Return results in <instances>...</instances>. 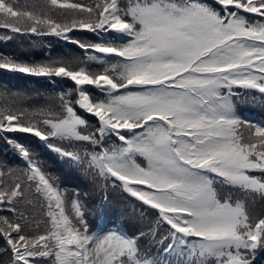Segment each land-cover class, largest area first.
Listing matches in <instances>:
<instances>
[{
    "label": "snow or ice",
    "instance_id": "1",
    "mask_svg": "<svg viewBox=\"0 0 264 264\" xmlns=\"http://www.w3.org/2000/svg\"><path fill=\"white\" fill-rule=\"evenodd\" d=\"M30 8L0 0V27L65 41L76 29L111 34L124 42L74 43L121 59L97 73L0 56V70L70 78L75 104L97 119L90 125L60 94L57 108L38 110L51 116L33 123L20 106L26 95L0 93L15 100L0 107V129L91 145L81 152L47 144L154 210L156 227L90 235L83 205L73 200L66 213L55 180L13 140L28 167L17 175L0 166V211L10 213L0 215V258L8 256L0 264H257L264 213L253 215L215 185L264 200V123L238 115L234 103L243 102L235 89L264 96V0H93L59 4L62 19ZM86 86L105 98L90 97ZM109 138L117 143L105 147ZM33 203L46 217L43 229L25 215Z\"/></svg>",
    "mask_w": 264,
    "mask_h": 264
},
{
    "label": "trees",
    "instance_id": "2",
    "mask_svg": "<svg viewBox=\"0 0 264 264\" xmlns=\"http://www.w3.org/2000/svg\"><path fill=\"white\" fill-rule=\"evenodd\" d=\"M22 4L27 3L38 12L43 10L48 15H54L62 19L59 4L63 3H84L91 4L93 0H59L57 6H51L50 0H20ZM125 3L126 0H121ZM211 2V0H209ZM31 8L29 10H31ZM86 19V17H84ZM70 39L65 41L62 37L51 34L15 33L11 29L0 27V56L14 58L17 62L25 64H46L50 61H60L70 68L78 69L87 67L90 71L98 72L110 68L112 64L121 58L107 57L104 54L90 50L85 52L77 46L74 41L82 42L86 45L96 43H123L113 35L104 36L101 32L76 29L69 33ZM10 37V39H8ZM89 55L103 56L106 64L98 61L88 60ZM60 66V64H57ZM75 83L68 77H37L30 74L0 70V93L11 94L21 93L27 96L28 101L20 105L28 110L26 120L35 123L51 116V113H41L38 110L57 108L59 105V95L66 94L67 98L73 102L77 113L90 125L97 126V119L86 111L80 109L75 101L78 93ZM87 91L94 99H104L103 94L94 86H86ZM241 94V100L234 101L238 115L245 117L249 122L264 123V96L257 90L235 89ZM15 100L11 95H0V107H12ZM247 134L246 129H239ZM23 145L30 153L42 170L51 176L56 186L60 189L65 201L66 213H70L71 201L78 200L83 205L85 219L89 225V234L107 232L110 229L120 228L129 234H138L140 231H147L148 228L156 227L154 221L156 212L150 207L143 205L137 198L132 197L120 187H114L111 179L105 180L95 177V169H91L87 174L84 167H78L71 158H66L47 144L66 148L69 151L84 150L91 151L92 146L83 143L69 144L68 141L59 138H50L47 143L36 137L34 133H21L19 131L7 132L0 129V166L13 170L19 175L28 165L11 141ZM117 143L113 138H109L105 147H110ZM258 174V173H257ZM100 185H105L102 189ZM217 192L223 197L231 194L232 199L245 202L247 210L253 215L264 213V200L259 196L248 197L240 190L228 185L217 183ZM26 216L32 221L35 228L39 223L41 229L45 226L44 213L38 203L26 204ZM0 215H10L8 211H0ZM161 233L166 232V227L160 226ZM4 247L0 240V249ZM2 261H7L8 256L3 255ZM43 264V262H42ZM257 264H264V252L258 254Z\"/></svg>",
    "mask_w": 264,
    "mask_h": 264
}]
</instances>
